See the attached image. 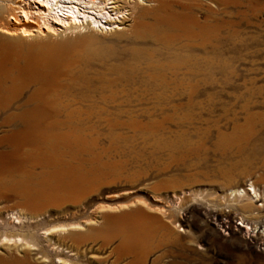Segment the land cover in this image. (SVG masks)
I'll return each instance as SVG.
<instances>
[{
    "label": "rangeland",
    "instance_id": "1",
    "mask_svg": "<svg viewBox=\"0 0 264 264\" xmlns=\"http://www.w3.org/2000/svg\"><path fill=\"white\" fill-rule=\"evenodd\" d=\"M160 1L123 30L0 32L34 139L0 168V239H40L0 264H264V0Z\"/></svg>",
    "mask_w": 264,
    "mask_h": 264
},
{
    "label": "bare ground",
    "instance_id": "2",
    "mask_svg": "<svg viewBox=\"0 0 264 264\" xmlns=\"http://www.w3.org/2000/svg\"><path fill=\"white\" fill-rule=\"evenodd\" d=\"M181 1L176 0L173 6L188 10L194 0H188L189 4L184 6L180 5ZM196 1L215 2L218 5L216 9L221 11L238 7V0ZM164 6L160 0H0V32L9 36L35 38L46 32L64 36L84 30H123L125 28L121 26L128 21L129 15L134 17L148 9L158 10ZM26 74H29L26 67L8 70L0 66V168L6 166L15 155L16 142L34 141L33 114L28 109L30 96L23 82L29 79ZM14 215V220L19 222L25 218L35 219L22 213ZM244 230L250 232L249 227ZM11 232L8 231L9 234L0 239L1 244L7 243L10 249L21 248L27 253L36 251L39 237L33 234L29 239L28 236ZM44 236L48 238V235Z\"/></svg>",
    "mask_w": 264,
    "mask_h": 264
}]
</instances>
